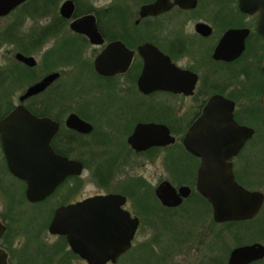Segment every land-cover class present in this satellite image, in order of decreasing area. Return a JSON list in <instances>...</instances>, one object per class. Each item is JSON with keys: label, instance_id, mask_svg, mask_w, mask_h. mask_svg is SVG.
Wrapping results in <instances>:
<instances>
[{"label": "flooded vegetation", "instance_id": "flooded-vegetation-1", "mask_svg": "<svg viewBox=\"0 0 264 264\" xmlns=\"http://www.w3.org/2000/svg\"><path fill=\"white\" fill-rule=\"evenodd\" d=\"M155 3L156 11L143 10ZM259 21L260 11H243L239 0H23L0 14V121L19 105L48 119L37 132L53 131L48 145L60 160L43 161L47 177L34 175L36 182L54 178L55 171H70L62 159L81 164L51 192L31 200L27 181L7 165L0 129V261L5 254L7 264H90L72 250L67 235L52 233L50 224L60 207L114 194L125 198L121 207L138 224L129 248L102 264H135V254L143 249L147 257L139 264H228L233 249L264 246V151L248 150L264 141ZM7 45L14 51L11 62ZM18 53L32 57L34 64L17 59ZM54 73L40 91L20 99ZM14 87L19 88L16 102ZM213 96L232 103L239 128L252 129L219 162L233 182L262 195L259 209L249 217L215 220L212 203L197 189L201 157L183 144ZM76 119L85 125L73 127ZM140 125L156 128L137 131ZM234 137L235 132L227 135ZM214 153L211 171L217 164ZM137 167H153L160 175L152 184L135 174ZM164 181L175 189L178 203L166 205L156 194ZM182 187L188 188L185 195ZM105 212L103 224V209L96 208L99 227L112 230V209ZM191 212L198 213L199 225L206 223L209 250L194 263H182L175 251L196 228L181 232L171 246L161 244L166 225ZM144 222L153 228L159 223L164 231L153 232L154 238L137 248L134 241ZM160 236L159 246L154 245ZM216 241L223 242V253L215 251ZM247 264H264V256Z\"/></svg>", "mask_w": 264, "mask_h": 264}, {"label": "water", "instance_id": "water-1", "mask_svg": "<svg viewBox=\"0 0 264 264\" xmlns=\"http://www.w3.org/2000/svg\"><path fill=\"white\" fill-rule=\"evenodd\" d=\"M21 1L23 0H0V14L9 12ZM68 5L69 2L65 4V6ZM158 6L159 3L147 5L143 7V10L153 12L158 9ZM239 6L246 12L256 9L260 11L257 29L264 37V0H239ZM143 10L142 13H145ZM72 27L78 29L77 26ZM16 57L29 65L34 64L32 57H26L20 53L16 54ZM262 69L264 71V61ZM56 76V73L50 74L41 82L30 86L20 99L23 100L40 91ZM232 108L233 105L230 101L221 96H213L203 108L201 116L189 127L183 140L188 151L201 157L202 164L198 170L197 189L212 203L214 218L217 221H223L225 218L249 217L259 209L262 201V195L250 193L237 185L233 182L231 173H227L219 165V162L225 158V152L236 151L246 137L252 133V129L248 127L239 128L232 118ZM47 124H49L48 119L37 118L23 105L17 106L0 121L1 139L7 165L12 173L27 181V196L31 200L42 198L51 192L65 175L71 172L77 173L81 168L79 162L65 158L62 160H64L65 167L71 168L70 171H55L52 174L54 178L51 177L44 181L40 179L37 182L34 180V175H39L40 178L47 177L46 168L43 169V167H47V163L43 161L53 158L56 161L60 160V157L54 155L48 145L53 131L37 132V129L47 126ZM71 125L79 129L85 123L76 119ZM2 127L14 128V130L7 132L3 131ZM154 128L156 127L140 125L136 130H153ZM53 129L55 131L56 124ZM234 132L236 137L227 138L229 133L233 134ZM213 152H215L214 159L217 164L211 171L209 161L213 159L210 155ZM36 167L40 168L38 172L35 171ZM179 190L183 195L188 192L187 187H182ZM156 194L166 205L176 204L179 201L175 189L165 181L158 185ZM124 201L123 196L114 194L91 197L77 204L60 207L56 210L49 230L52 233L67 235L72 250L87 258L90 264H102L109 259L115 260L118 255L129 248L138 224V219L130 217L129 213L121 207ZM101 207L103 209V224L108 221L105 211L112 209V212H109L114 216L112 230L107 227H103L101 230L102 228L99 227L101 218L96 213V208ZM75 214L78 217L73 218L72 216ZM67 215H71L68 221L65 220ZM88 242L91 243L88 244ZM263 256V245H245L232 250L228 264H247ZM0 262L7 264L5 254Z\"/></svg>", "mask_w": 264, "mask_h": 264}, {"label": "rangeland", "instance_id": "rangeland-1", "mask_svg": "<svg viewBox=\"0 0 264 264\" xmlns=\"http://www.w3.org/2000/svg\"><path fill=\"white\" fill-rule=\"evenodd\" d=\"M14 16L11 17H7L5 22L9 23L14 19ZM7 48L10 49L12 52L7 53V55L10 57V62L12 61L11 59V54L14 52L12 50V47L7 45ZM9 62V63H10ZM25 79V76L23 77ZM18 87L17 88H13L12 90V94L16 93L13 95L14 98L12 99L14 102H16V96L17 93H19L18 91ZM1 114V111H0ZM257 145L256 146H250L248 148V150H257L258 152H263L264 151V141L259 142L257 141ZM262 145V147H261ZM135 174H142L145 177H147L151 183H155L156 180L159 177V170L154 169L153 167H145V168H136L135 169ZM147 186V185H146ZM150 200V197L148 198ZM150 203L153 204V201L150 200ZM197 203V202H196ZM199 206L202 207L201 204H199ZM198 213H194L191 212L189 213L188 216H185L183 218H179L178 221H173L172 222V226L171 224H167L165 229V236H164V241H162V244L167 243V246H171L170 243L175 242V240H177L181 234V232L184 233V231H186L188 228H193L195 229L196 233L191 234L188 237H184L182 238L180 247L181 250L175 251L176 253V260L182 263H194L197 261V259L200 257V255H203L204 252H208L209 248L206 247V242L209 239L208 238V231L206 228V223H203L202 225H199L198 222ZM149 222H144V224L141 226L139 234L137 236V238L134 241V246L137 248H142L143 246H146V240H151L154 237L151 235L153 232H160V230H163L161 228V225H159V223H157L156 227L157 228H153L152 227V223L148 224ZM165 225V224H164ZM199 225V226H198ZM150 233V234H149ZM161 237H159V240L157 243H155L154 245L159 246V243L161 241ZM145 243V244H144ZM223 242L222 241H216L215 242V251L217 253H223L224 249L222 247ZM135 264H139L140 261L143 260L144 257H147V251L140 250L138 253L135 254ZM140 259V260H138Z\"/></svg>", "mask_w": 264, "mask_h": 264}]
</instances>
